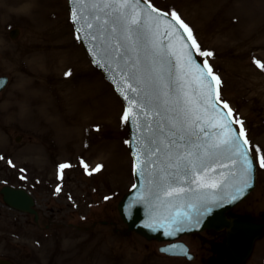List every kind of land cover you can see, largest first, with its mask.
<instances>
[{
    "label": "rangeland",
    "instance_id": "rangeland-1",
    "mask_svg": "<svg viewBox=\"0 0 264 264\" xmlns=\"http://www.w3.org/2000/svg\"><path fill=\"white\" fill-rule=\"evenodd\" d=\"M151 3L170 16L175 11L200 49L212 53L198 56L219 78L220 97L252 155L264 150V0ZM43 13L50 22H40ZM63 49L70 60L63 74L54 68L36 75L29 67L35 52ZM0 76L9 78L0 92V188L24 185L40 215L35 223L0 196V257L15 264H227L224 238L213 232L181 238L195 255L189 262L161 255L160 243L126 230L116 209L133 185L124 106L91 67L66 0H0ZM257 170L256 188L230 214L264 222V169ZM245 264H264V233Z\"/></svg>",
    "mask_w": 264,
    "mask_h": 264
},
{
    "label": "water",
    "instance_id": "water-1",
    "mask_svg": "<svg viewBox=\"0 0 264 264\" xmlns=\"http://www.w3.org/2000/svg\"><path fill=\"white\" fill-rule=\"evenodd\" d=\"M98 4H100V0H85L83 3H79L77 0H68L72 22L80 41L93 64L103 72L104 77L112 85L126 108L129 105L122 94L123 85L119 82V77L114 79L113 71L107 66L112 64L113 68L116 67V63L105 52V49L108 50V53L111 52V46L116 43V40L111 38L107 30L105 31L106 40L103 42L100 39L93 40V35L99 36V33L97 31L98 22L92 17L95 15L101 16L102 19L105 17V13L100 10V7H97ZM141 7L146 8L147 5H141ZM106 11L112 12V9L109 7ZM161 13L151 14L153 17L152 32L149 35L150 39L156 43L155 49L149 46L145 50L141 46L135 51L128 52V57L131 58L130 63L138 62L141 72L146 76L151 75L160 86V91L167 93L166 96L161 95L160 100L156 101L155 110L150 118L153 127L155 128L158 121L167 123L168 118L175 116L177 111L184 106L183 100L187 99L192 108L197 109L200 114L206 117L209 114L215 115L216 120L221 121L227 115L229 127L235 136L238 132L231 117L217 102V92L212 76L208 74V70L197 58L189 38L179 23L167 15H161ZM77 16L80 18L77 19ZM85 18L93 24V28L87 27ZM107 19L109 24L106 28H111L116 16L112 14L107 16ZM119 35L117 33V37ZM7 81V77L0 78V91L6 86ZM209 92L211 99L208 98ZM127 95L134 94L128 92ZM212 104L216 105L214 112L210 107H206ZM156 111L159 112V115H156ZM144 123L145 121L137 119L135 116L131 122H128L129 147L133 163L137 155L141 160L145 159L144 154L138 152V147L145 143L149 135H153L152 129L144 130ZM255 169L254 164L253 171L246 178L242 177L239 172L236 176L229 177L223 190L214 193L213 198L207 204L199 206L202 215L199 216L200 223L196 224L194 222L196 209L187 207L188 197L169 203L167 198L161 194L162 199L165 200V203L161 204L148 191L150 187L148 180L154 179L155 167L151 164L146 168L138 166L134 173L135 187L118 202V212L129 231H134L147 240L172 242L190 233L204 230L218 232L225 238L228 264H244L251 256L255 242L264 231V223L252 222L242 217H231L228 212L254 189ZM218 179L223 180L224 178L218 177ZM244 179H247L250 187H244ZM241 188H243L242 193L238 191ZM0 193L8 206L33 214L36 218V211L33 209L34 201L25 190L3 187ZM184 212H189L193 219H184L177 215V213ZM181 219H183L182 224L174 222ZM178 227L183 230L176 231ZM159 251L170 256L186 257L188 260L194 258L189 253L188 247L181 242L164 246ZM0 264L12 263L0 259Z\"/></svg>",
    "mask_w": 264,
    "mask_h": 264
},
{
    "label": "snow or ice",
    "instance_id": "snow-or-ice-1",
    "mask_svg": "<svg viewBox=\"0 0 264 264\" xmlns=\"http://www.w3.org/2000/svg\"><path fill=\"white\" fill-rule=\"evenodd\" d=\"M77 2L83 3L85 0H77ZM141 5H147V7L144 8ZM97 7H100V10L105 13V17L103 19L99 15L92 17L98 22L97 31L99 33V36L93 35V40L100 39L102 42L106 40V30L111 38L116 40V43L111 46V52L108 53L107 49L105 52L116 63L115 68L112 64L107 66L113 71L114 79L119 77V82L123 85L122 94L129 105L125 108L121 119L131 122L135 116L137 119L145 121L143 124L145 131L149 129L153 131V135H149L145 143L138 147V152L143 153L145 159L141 160L139 155L136 156L133 163L134 173L138 166L146 168L149 164L153 165L156 171L153 174L154 179L148 180L149 194L161 204L165 203L161 194L167 198L169 203L188 197L187 207L196 209L194 222L199 224V216L202 215L199 206L207 204L213 198L214 193L223 190L229 177L236 176L237 172L242 177H248L253 171L254 164H258L260 168L264 169V154H262L264 150L255 147V155L250 158L249 153L253 150V146L250 145L242 126L234 136L233 130L229 127L227 115L221 121H217L215 115L209 114L206 117L200 114L197 109L192 108L187 99L183 100L184 106L177 111L175 116L168 118L167 123L158 121L154 128L150 118L155 110L156 101L160 100L161 95L166 96L167 93L160 91V86L151 75L146 76L141 72L138 62L130 63L131 58L128 57V52L135 51L141 46L145 50L149 46L155 49L156 43L150 39L149 35L152 32L153 17L151 14L159 13L160 10L151 3V0H100ZM109 7L112 12L106 11ZM112 14H115L116 20L112 23L111 28H106L109 24L107 16ZM161 15H168V13H161ZM171 15L192 38V46L196 49V53L199 56H212L211 52L200 49L199 44L192 37L191 29L180 20L177 13L173 11ZM79 18L80 16H77V19ZM85 21L89 29L93 28V24L88 22L87 18ZM117 33L120 34L119 37H117ZM77 39L80 37L77 36ZM203 64L208 68V74L213 75L208 61H203ZM69 74L70 71L65 73V75ZM201 74L203 75V73ZM213 78L219 83L218 77L213 75ZM128 92L134 95L129 96ZM208 98L211 99L210 92ZM217 100L231 113L232 110L227 102L222 100L219 91H217ZM206 107H210L214 112L216 105L212 104ZM156 115H159L158 111H156ZM238 122L243 124L242 121ZM9 163L11 164V161ZM81 164L87 167L83 160ZM69 167V164L59 165V169ZM101 167V165H97L93 171H98ZM218 177L224 179L220 180ZM243 182L244 187L251 186L247 179H244ZM238 191L242 193L243 188ZM177 215L184 219H193L189 212L177 213ZM174 222L182 224L183 219ZM181 230L183 229L179 227L176 229V231Z\"/></svg>",
    "mask_w": 264,
    "mask_h": 264
},
{
    "label": "bare ground",
    "instance_id": "bare-ground-1",
    "mask_svg": "<svg viewBox=\"0 0 264 264\" xmlns=\"http://www.w3.org/2000/svg\"><path fill=\"white\" fill-rule=\"evenodd\" d=\"M31 4V2H35L36 0H25ZM40 2V1H39ZM35 4V3H34ZM38 8H40V4H38ZM32 8L34 7L31 6ZM30 7V8H31ZM42 7V6H41ZM43 8V7H42ZM35 9V8H33ZM40 22L48 23L51 20L50 15H44V13L39 17ZM50 19V20H49ZM62 54V56H61ZM66 54V55H65ZM29 67L36 75H49L53 72V69L63 70L61 74L64 73L65 69H67L70 64L69 57L67 55V50L63 49L61 52L58 51H48V50H39L33 54L29 61ZM65 98L63 97V101L65 102ZM39 104V101L36 103ZM59 106V105H58Z\"/></svg>",
    "mask_w": 264,
    "mask_h": 264
}]
</instances>
